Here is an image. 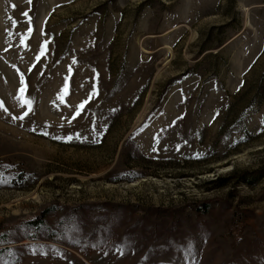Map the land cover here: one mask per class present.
<instances>
[{
	"label": "rangeland",
	"instance_id": "obj_1",
	"mask_svg": "<svg viewBox=\"0 0 264 264\" xmlns=\"http://www.w3.org/2000/svg\"><path fill=\"white\" fill-rule=\"evenodd\" d=\"M0 102V264H264V0H0Z\"/></svg>",
	"mask_w": 264,
	"mask_h": 264
},
{
	"label": "snow or ice",
	"instance_id": "obj_2",
	"mask_svg": "<svg viewBox=\"0 0 264 264\" xmlns=\"http://www.w3.org/2000/svg\"><path fill=\"white\" fill-rule=\"evenodd\" d=\"M29 2H30V0H29ZM13 7H14V6H13ZM23 15L27 16L28 14H27V12H25V13H23ZM29 22H30V21H29ZM31 31H32L31 28H29V30H28L29 35H30ZM27 38H28V37L26 36V37L22 38V40H21V43L24 44L25 46H27L26 43H25V41L27 40ZM47 44H48V41H45V42L40 46V52H39V56L37 57V61H39L40 57L46 55V53H47ZM74 63H75V61H74ZM21 84L23 85V87L20 89V99H21V101H22V103H21V107H22V108H23V107H27L28 110L31 111L33 101H32L31 99H29V98L27 97V95H26V92H27V85H26V82H25V80H24L23 74H21ZM63 91H64L65 94L67 93V91H68V89H67V85L65 86V88H64ZM84 107H85V104H84V103L79 104V105H78V109H79V111H77L76 115H79L80 111H83ZM0 110L7 111V109L4 108V106H3V102H0ZM27 115H28V112H25L24 116H27ZM24 116L14 117V119H23ZM74 118H75V117H73V119H74ZM69 123H71V120H69ZM45 134H46V133H45ZM189 246H190V242H189Z\"/></svg>",
	"mask_w": 264,
	"mask_h": 264
},
{
	"label": "trees",
	"instance_id": "obj_3",
	"mask_svg": "<svg viewBox=\"0 0 264 264\" xmlns=\"http://www.w3.org/2000/svg\"><path fill=\"white\" fill-rule=\"evenodd\" d=\"M207 206L208 205H206V207H204V209L205 208L207 209ZM238 221H239L238 215H235L234 218L232 219V228H231L232 233H234L236 231H239V232L242 231L243 228H241V225H237ZM239 222H241V221H239Z\"/></svg>",
	"mask_w": 264,
	"mask_h": 264
}]
</instances>
